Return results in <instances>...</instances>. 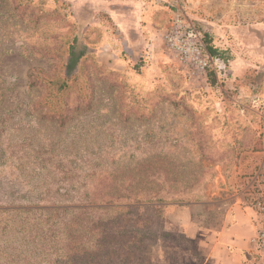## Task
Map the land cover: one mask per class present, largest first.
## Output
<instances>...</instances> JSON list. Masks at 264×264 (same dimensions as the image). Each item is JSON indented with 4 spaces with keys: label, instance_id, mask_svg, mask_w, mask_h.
Returning a JSON list of instances; mask_svg holds the SVG:
<instances>
[{
    "label": "rangeland",
    "instance_id": "rangeland-1",
    "mask_svg": "<svg viewBox=\"0 0 264 264\" xmlns=\"http://www.w3.org/2000/svg\"><path fill=\"white\" fill-rule=\"evenodd\" d=\"M124 1L0 0V264H180L168 206L262 192L264 0H185L200 78L164 44L172 3L132 49L114 13L144 3Z\"/></svg>",
    "mask_w": 264,
    "mask_h": 264
},
{
    "label": "crops",
    "instance_id": "crops-1",
    "mask_svg": "<svg viewBox=\"0 0 264 264\" xmlns=\"http://www.w3.org/2000/svg\"><path fill=\"white\" fill-rule=\"evenodd\" d=\"M143 5H135L132 12L126 6L120 8V13H114V21L118 25V33L124 41L130 43L132 49L137 42L155 40L157 29L160 27V16L164 7L173 0H138ZM124 2H128L125 0ZM230 0H193L192 7H201L212 4L218 7L228 6ZM200 5V7H199ZM210 6V5H209ZM143 9H149L150 14H145ZM124 11H128L126 13ZM146 15V16H145ZM207 15V14H206ZM206 15L198 13L204 26L209 28L211 21ZM212 24V23H211ZM209 193L200 201H187L168 206L167 230L183 235L193 244V250L184 246H176L180 254V264H249L252 260L250 252V239L257 229V216L251 202L240 196H225L218 201L210 198ZM212 202L222 204L213 211L219 215L217 223L206 225L197 220L200 208L211 211ZM172 249L175 250L173 247Z\"/></svg>",
    "mask_w": 264,
    "mask_h": 264
},
{
    "label": "built area",
    "instance_id": "built-area-1",
    "mask_svg": "<svg viewBox=\"0 0 264 264\" xmlns=\"http://www.w3.org/2000/svg\"><path fill=\"white\" fill-rule=\"evenodd\" d=\"M171 3L174 11L170 25L162 35L164 44L180 65L190 69L192 77L200 78L213 67L214 60L206 53L202 31L186 13L188 3L185 0ZM261 191L251 203L257 216V229L250 239L253 257L249 264H264V183Z\"/></svg>",
    "mask_w": 264,
    "mask_h": 264
},
{
    "label": "trees",
    "instance_id": "trees-1",
    "mask_svg": "<svg viewBox=\"0 0 264 264\" xmlns=\"http://www.w3.org/2000/svg\"><path fill=\"white\" fill-rule=\"evenodd\" d=\"M73 49H75L74 48V46H72L71 47V50H70V62H71V65H74L78 60H80V58L83 56V52L79 55V56H76L75 55V51L73 50ZM147 203H149V204H151L152 203V201L151 200H148L147 202H146V204ZM136 204H140L139 202H137ZM135 203L133 204V205H136ZM153 206H155V205H153ZM129 208H133L132 207V204H129Z\"/></svg>",
    "mask_w": 264,
    "mask_h": 264
}]
</instances>
